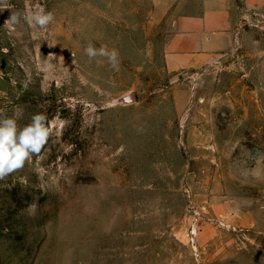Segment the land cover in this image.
I'll list each match as a JSON object with an SVG mask.
<instances>
[{
  "label": "rangeland",
  "instance_id": "1",
  "mask_svg": "<svg viewBox=\"0 0 264 264\" xmlns=\"http://www.w3.org/2000/svg\"><path fill=\"white\" fill-rule=\"evenodd\" d=\"M196 2L0 0V117L63 122L0 180V264H264V16L174 68Z\"/></svg>",
  "mask_w": 264,
  "mask_h": 264
},
{
  "label": "clouds",
  "instance_id": "2",
  "mask_svg": "<svg viewBox=\"0 0 264 264\" xmlns=\"http://www.w3.org/2000/svg\"><path fill=\"white\" fill-rule=\"evenodd\" d=\"M29 26L45 29L53 20L52 12H46L44 7L36 5L24 16ZM13 22L18 17H12ZM85 54L91 59L97 55L107 57L113 67L118 65V53L115 49L109 51L106 46L99 49L91 44L85 48ZM18 113L12 117H0V180L22 170L33 157L39 158L51 136L62 127L63 122L49 121L43 113L32 116L31 122L20 127L17 123ZM38 171H43L38 169Z\"/></svg>",
  "mask_w": 264,
  "mask_h": 264
},
{
  "label": "crops",
  "instance_id": "3",
  "mask_svg": "<svg viewBox=\"0 0 264 264\" xmlns=\"http://www.w3.org/2000/svg\"><path fill=\"white\" fill-rule=\"evenodd\" d=\"M198 13L181 27V36L196 38L178 49L174 68L200 67L218 51V38H232L238 22L250 13L264 16V0H197ZM201 3V4H200Z\"/></svg>",
  "mask_w": 264,
  "mask_h": 264
},
{
  "label": "water",
  "instance_id": "4",
  "mask_svg": "<svg viewBox=\"0 0 264 264\" xmlns=\"http://www.w3.org/2000/svg\"><path fill=\"white\" fill-rule=\"evenodd\" d=\"M123 100L128 102L134 100V95L132 93L127 94L126 96L123 97Z\"/></svg>",
  "mask_w": 264,
  "mask_h": 264
}]
</instances>
